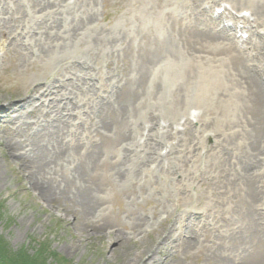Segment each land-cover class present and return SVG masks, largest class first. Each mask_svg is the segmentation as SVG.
I'll list each match as a JSON object with an SVG mask.
<instances>
[{
	"label": "bare ground",
	"instance_id": "obj_1",
	"mask_svg": "<svg viewBox=\"0 0 264 264\" xmlns=\"http://www.w3.org/2000/svg\"><path fill=\"white\" fill-rule=\"evenodd\" d=\"M31 1L44 4L36 19H47L42 23L44 31L33 37L32 48L29 49L31 38L23 43L25 49L19 50L17 65L25 67L26 57L33 54L48 61L49 65H44L50 71L28 84H21L19 94L24 97L0 104V131L9 133L4 135L8 149L25 151L29 161L27 166H30L29 178L39 197L49 203L75 205L84 230L91 233L107 231L119 240V247L124 246L122 229H119L121 223L112 227L108 218L104 187L111 188L116 184L138 189L141 193L143 186L137 183L143 174L139 173L142 164L147 158L162 161L161 156H156V146L171 129L168 124L164 132H156L155 118L160 115L172 121L176 116L180 119L185 116L183 130L179 133L181 144L176 151L180 153L161 169L166 170L167 179L177 177L175 181L180 188L176 184L174 196H181L182 201L187 199L184 194L187 186L193 185L194 181H204L205 174L211 169L208 166L203 171L200 169L205 142L199 137V129L209 125L206 117L213 112L217 116L212 119L218 126L213 135L215 145L212 144L208 151H212V170L216 173L207 181H213L212 199L215 201L189 209L184 215L181 213L176 230L170 231L166 238L174 239L178 235L179 240H175L180 241L187 253L200 241L194 227L198 226L202 216L215 224H225L231 240L243 237L238 246H228L225 250L228 242L215 229V233H210L215 248L209 252V260L215 264H264V211L260 209L261 202L264 203V103L259 95L263 88L261 81H264L261 64L264 33L259 32L260 28L264 30V0H230L234 6L243 2L252 6L249 8L254 12L256 22L247 48L236 44L225 30L217 29L216 22L206 15L204 6L209 7L216 0H185L181 4L180 17L164 11L158 15L159 19L157 9L147 5L139 9L140 1L137 0L132 3L135 10L130 12L135 13L138 9L139 15H133L127 24L123 22L119 28L115 27L121 33H116V37L108 30L97 31L95 28L91 21L95 16L92 0H81L80 6L74 3L71 7L69 0H56L61 6L57 3L50 7H45L46 0ZM5 7L9 11H5ZM77 9L79 11L74 13ZM21 10L17 7L14 13L7 0H0V32L17 24ZM58 20L64 21L60 26L61 33L55 32ZM133 20L136 22L132 23ZM23 31L19 36L24 35ZM131 35H134L132 41L129 40ZM116 39L124 40L127 51L123 41L117 43ZM117 45L118 52H114L112 49ZM0 51L5 53L3 45H0ZM123 55L128 62L125 72L120 73L124 89H121V83L113 89L112 101L109 96L102 101L94 98L96 78L106 80L113 71L102 74L93 66L99 59H121ZM71 57L79 62L82 71L78 67L75 72L79 70L80 74L74 75V81L65 82L57 75V70ZM30 58L28 62H31ZM93 62L95 64L90 65ZM163 62H173L175 68L171 65L162 70ZM161 74H165L162 79ZM144 83L151 85L145 95ZM217 91L221 93L219 97L214 95ZM49 106L51 109L43 115L48 120L37 121L32 136L27 135L25 124L17 126L25 114L31 117L40 112V108L46 110ZM191 106H197L202 112L195 128H192L188 112L186 116V108ZM243 120L247 122L243 124ZM141 125L149 131L142 147L137 141ZM232 125L237 131L231 132ZM159 206L171 215L174 213L163 202ZM135 210L134 214L127 215L131 228L140 236L141 225L147 221L137 207ZM204 227L207 225L201 226ZM153 255L147 257L150 263ZM250 257L255 260L250 261Z\"/></svg>",
	"mask_w": 264,
	"mask_h": 264
},
{
	"label": "rangeland",
	"instance_id": "obj_2",
	"mask_svg": "<svg viewBox=\"0 0 264 264\" xmlns=\"http://www.w3.org/2000/svg\"><path fill=\"white\" fill-rule=\"evenodd\" d=\"M35 1V0H34ZM140 3L137 7L142 8L144 5L148 7H153L157 9V17L164 13V11L174 12L176 15H179V9L173 6L174 0H139ZM9 8L12 12L15 13L17 7H20L21 15L20 20L15 23L13 27L5 30V32H0V45H3L6 49L5 53L2 54L0 51V104L6 100H16L19 97H24L20 95L19 91L21 89V84H28L32 80L40 78L43 75L49 74L50 69H46L45 65H49V62L43 59H40L36 55L32 56L29 54L26 57L25 67H20L17 63L19 60V50L25 49L23 44V39L15 38L17 31L23 29L22 24H26L28 20H24L26 15L31 17L30 24L32 23L31 32L27 33L26 38H31V44L29 49L33 45V37L40 31H44L42 26V21L36 22V15L44 9L43 5L41 6L40 1L32 3L31 0H7ZM50 2V3H49ZM54 2V3H53ZM95 3V16L91 21L96 24L98 30H108L109 33H116L119 28V24L128 23L129 18H133V15H139L137 10L135 13L130 12L135 8L132 6L133 2L137 0H92ZM60 5V1L56 0H46L45 7H50V5L56 4ZM77 4V0H76ZM81 0L78 2L80 6ZM61 6V5H60ZM82 6V5H81ZM83 8V6H82ZM5 7V11H6ZM85 11V9L83 8ZM9 11V10H7ZM79 9L75 10V12ZM19 17L18 14H15ZM0 15V20H1ZM145 19H147L145 17ZM40 20V19H39ZM136 22V20H133ZM47 23V22H46ZM64 21L61 20L55 24V32L61 33ZM70 31V24L67 23ZM133 26V24H132ZM134 27V26H133ZM168 28L166 29V33ZM169 31V30H168ZM27 32V31H25ZM14 33V34H13ZM121 34V33H119ZM134 35H131L129 40L134 39ZM122 37L121 39H123ZM117 43H122L126 50V43L124 40L118 41ZM114 44V43H113ZM76 45L71 47V50L75 48ZM129 49V47H128ZM134 50V47L132 48ZM65 50V49H64ZM114 52H118V45L115 48L113 47ZM127 51V50H126ZM106 54V53H105ZM190 55V54H189ZM32 57V58H30ZM122 58L116 59H99L96 64L95 62L90 65L97 67L101 73L105 71L112 72L113 74L108 79L100 80L96 78L95 84L97 87H103L99 90L96 87L97 93L94 98L102 101L104 96H109L110 101H112L111 93L113 89H116L118 85L122 82L121 72H125L128 62L126 56H121ZM28 58L31 59V62H28ZM130 59H133L130 56ZM171 65L175 68V64L170 62H163L161 66L162 70L171 68ZM76 66V67H75ZM79 67V66H78ZM96 68V69H97ZM77 65H72V61H67L65 64H62V67L57 70V75H61V80H64V77H71L74 81V75H79V70L75 72ZM51 75H53L51 73ZM56 75V76H57ZM161 79L164 78L165 74H161ZM113 78H116L115 80ZM116 81L115 87L109 84L110 81ZM67 82V81H65ZM104 82L105 84H98ZM33 83V82H32ZM31 83V84H32ZM43 83V82H42ZM41 83V85H42ZM143 92L151 90L149 89L151 85L149 83H144ZM60 85V84H58ZM71 85H77L72 84ZM262 85V84H261ZM124 84H120L121 89ZM263 87V85H262ZM124 89V88H123ZM264 87L260 88L259 95L260 100L264 103ZM218 93V94H215ZM214 95H221L219 91L214 92ZM101 96V97H100ZM213 97V96H211ZM27 99V98H26ZM43 101L45 99L43 98ZM52 106L46 107V110L40 108V112L33 114L31 117H25L18 122L17 126L20 124H25V129L27 135H31L35 132L37 121L38 123H44L43 118L44 114L51 109ZM49 113V112H48ZM217 115L210 113L207 115L206 120L209 121V125H204L201 127V133L210 132L211 130H216L218 123L213 120ZM177 118V117H176ZM176 118L173 120L175 121ZM247 121L243 120V124ZM197 126L194 125V127ZM237 127L232 125L231 132H235ZM141 130V126L138 128V133ZM8 132L5 133V130L0 131V207L2 219L0 220V237L4 242L12 249V251H18L24 249L29 255L33 253H41L40 244L46 242L49 250L56 253L58 256L62 257L67 264H215L213 260H209V252L214 250L215 244L211 242L210 233H215L217 229V234L222 235V237L227 243L225 245V250L228 246H238L243 242V237H237L236 239L231 240L230 231L225 224H215L210 219L201 216V219H198V226L194 227L198 232L200 241L195 244L193 249H190L187 253H184V250L181 247L178 235L174 236V239L166 238L170 231L174 232L176 230L178 222V216L182 213H186L187 210H194L199 208L204 204H211L214 190L211 188V180L207 181V178L212 179L215 177V171L212 170L211 153L212 151L206 152L205 155H202L200 169H203L208 166L211 167L208 173L205 174L204 181H194L193 185H188L187 190L184 194L187 196V199L184 201L181 200V196H174L173 191L176 190L178 184L175 181L177 177L173 179H167L165 177V169H161L162 163L158 165L154 171H151V175L148 173L146 178H141L138 180V185L143 186V191L141 193L138 189H129L126 187L116 186V184L107 188L104 187L106 196H105V205L107 207V214L109 220L113 223L112 227L115 224H120L119 229H122V239L124 246L119 247V240H116L114 235L109 234L107 231L103 233L100 231L97 232H88L84 230L75 210L76 206L73 204H63L59 202L49 203L43 198H40L39 195L33 190L32 182L30 181V169L24 150L11 151L5 145L7 139L4 135L7 136ZM110 141V139H107ZM165 140L156 146V154L159 152L161 146L167 141ZM206 147H209L213 144L215 139H205ZM215 145V144H213ZM107 147V146H106ZM164 157L162 162L173 161L174 158L179 154L176 152L179 146ZM207 148H205L207 150ZM21 159V161H19ZM154 158H147L142 164V170L139 172H147L148 165L154 163ZM164 166L166 164L164 163ZM139 175V174H138ZM139 178V176H138ZM140 182V183H139ZM133 194V195H132ZM130 196L132 198H130ZM132 200L134 202H132ZM163 202L168 209H174L175 212L170 216L169 212L161 210L160 203ZM65 204V205H64ZM263 204V205H262ZM261 205L264 206V203L261 202ZM142 212L144 220L142 226V234L139 236L135 229L130 226V219L128 213H133L137 210ZM263 208V207H262ZM261 208V209H262ZM263 210V209H262ZM78 211V210H77ZM191 213V212H189ZM188 213V214H189ZM161 216H166V219L163 222H160ZM263 223V221H262ZM205 224L207 227L201 228ZM196 225V223H195ZM147 229V231H145ZM148 229H151L149 231ZM209 230V231H208ZM237 235L236 233L233 234ZM187 237V236H186ZM177 238V240H175ZM205 238V240H204ZM158 246V248H157ZM152 249L153 252L149 253V250ZM153 261L150 263L148 260L149 256L153 254ZM243 257L245 255L241 254ZM148 257V259H147ZM253 258V257H252ZM249 258L250 261L255 259ZM144 259V260H143ZM48 263L58 264L53 262L52 258H48ZM63 264V263H62Z\"/></svg>",
	"mask_w": 264,
	"mask_h": 264
},
{
	"label": "trees",
	"instance_id": "obj_3",
	"mask_svg": "<svg viewBox=\"0 0 264 264\" xmlns=\"http://www.w3.org/2000/svg\"><path fill=\"white\" fill-rule=\"evenodd\" d=\"M2 219L0 207V220ZM41 253H33L29 255L24 249L12 251V249L0 237V264H53L48 263V258H52L53 262L58 264H67L64 259L56 253L51 252L46 242L40 244Z\"/></svg>",
	"mask_w": 264,
	"mask_h": 264
}]
</instances>
